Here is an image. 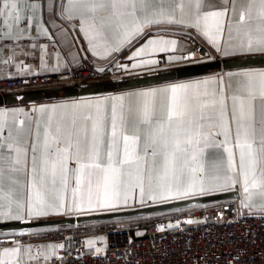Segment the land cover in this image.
<instances>
[{"label":"snow or ice","instance_id":"1","mask_svg":"<svg viewBox=\"0 0 264 264\" xmlns=\"http://www.w3.org/2000/svg\"><path fill=\"white\" fill-rule=\"evenodd\" d=\"M43 9L42 0H0L4 64L31 71L20 57L38 50L39 69L59 71L63 49L79 37L101 59L126 51L129 63H115L125 72L187 63L197 52L172 36L190 30L223 57L264 54V0H54L47 17ZM51 24L64 41L59 50ZM72 32L78 37L69 40ZM233 191L240 194L238 214L264 218V68L27 110L0 108V224L30 226L0 231L12 237L0 239V264H56L64 243L21 239L41 235L31 230L36 221ZM97 239L106 243L98 237L84 244L91 249Z\"/></svg>","mask_w":264,"mask_h":264},{"label":"built area","instance_id":"2","mask_svg":"<svg viewBox=\"0 0 264 264\" xmlns=\"http://www.w3.org/2000/svg\"><path fill=\"white\" fill-rule=\"evenodd\" d=\"M188 41L197 52L192 63L217 59L195 31ZM116 62L82 65L58 74L0 78V96L125 77L126 72L117 69ZM166 65L160 63L161 67ZM100 67L106 71L98 72ZM238 208L237 200H229L121 224L65 227L59 238L70 243L60 254L65 256L64 264H264V218L260 214L240 215ZM189 219L199 223L188 224L185 221ZM169 223L178 227L167 228ZM160 225L165 226L163 232L157 230ZM92 231L105 232L102 255L89 252L84 244Z\"/></svg>","mask_w":264,"mask_h":264},{"label":"water","instance_id":"3","mask_svg":"<svg viewBox=\"0 0 264 264\" xmlns=\"http://www.w3.org/2000/svg\"><path fill=\"white\" fill-rule=\"evenodd\" d=\"M258 67H264V56L242 57L224 60L217 58L214 60L192 63L177 68L163 69L146 74L125 76L122 78L103 80L94 83L36 89L24 92H13L0 96V106L19 105L26 103L34 104L45 101H54L58 99L91 98L95 96L113 94L116 92L204 77L214 73L237 71L243 68ZM239 199L240 194L233 191L222 194H215L208 197H196L163 205H151L117 212L47 219L46 221L41 220L33 222V224L31 225V230L134 219L161 213H169L173 211L201 207L212 203ZM29 227V225L18 221L8 222L0 224V231L4 233H13L28 229Z\"/></svg>","mask_w":264,"mask_h":264},{"label":"crops","instance_id":"4","mask_svg":"<svg viewBox=\"0 0 264 264\" xmlns=\"http://www.w3.org/2000/svg\"><path fill=\"white\" fill-rule=\"evenodd\" d=\"M42 2L44 3L43 11H44L45 16L47 17L48 11H49L48 4L54 2V0H42ZM57 23H59V21H57ZM65 27H67V25H65ZM50 31L54 32L56 38L59 39V41H60L59 45L57 46V50H59V48L63 46L64 41H63V39H61V33L57 30L56 24L50 25ZM190 31H194V30H190ZM164 34L169 35V36L172 35L171 32H167ZM77 37H78V33L72 32L69 35L68 39L71 40V39L77 38ZM172 38H176L180 42V44L184 45L189 51L192 50V46L188 42V36L175 35V36H172ZM204 41L206 42V40H204ZM40 42L49 43L46 39H43ZM86 49H87V44L83 40L82 37H79L76 39V43L73 47H71V49H68L65 47L63 49V53H62L63 58L61 60V67H60L59 71H45V70L39 69V67H38V65H39L38 50H37V56H35V57H33V56L20 57V59L24 60L25 64L31 65V71H25V72L17 71L14 64H4L3 60L6 58V54H0V78L29 77V76H33V75H39V74H58V73L66 72V71L71 70V69L78 68L79 66H82V65H103V64H106V63L111 62V61H117L119 63H129V61L127 60L128 53L126 51L124 53H115V54H113L112 57H109L106 59H101L98 56H93L92 53L88 52ZM212 51L216 55H218L214 51V49H212ZM253 56H264V54L256 53V54H249L247 56H235V57H223V56L218 55V58L221 60H224V59H235V58L253 57ZM73 57H75L76 59L73 60ZM47 62L49 64L50 68L56 64L55 55H54V52L52 50L51 44L49 47V56L47 57ZM189 64H192V63L187 62V63H180V64H172V65L167 64L165 67H161L159 64V66L156 68L131 69L130 71H128L126 73H127V76H133V75H140V74L155 72V71H159V70H163V69L177 68V67H181V66H185V65H189ZM259 68H264V67H258L257 69H259ZM214 74H219V73H214ZM211 75H213V74H211ZM207 76H210V75H207ZM204 77H206V76H204ZM200 78H203V77L193 78V79H200ZM188 80H192V79H188ZM156 86H158V85H156ZM128 91H130V90H128ZM122 92H125V91H122ZM117 93H121V92H116L113 94H117ZM71 100H76V99H58V100H54V101H45V102H39V103H34V104L26 103V104H19V105H6V106H0V108H4V109L23 108V109L27 110V109H30L32 107H36V106H40V105H51V104H56L59 102L71 101ZM222 193H227V192H222ZM222 193H217V194H222ZM173 202H175V201H173ZM237 202L239 203L240 199L237 200ZM149 206H151V205H149ZM123 210H129V209H123ZM120 211H122V210H120ZM242 212L245 214H248L247 210H242ZM103 213H109V212H103ZM103 213L97 212V213H88L85 215H95V214H103ZM161 214H165V213H161ZM161 214H156V215H161ZM257 214H259V213H257ZM74 216H76V215H74ZM74 216L72 215V216H68V217H74ZM81 216H84V215H81ZM152 216H155V215H152ZM152 216H146V217H140V218H134V219H124V220H117V221H110V222H101L99 224L106 225V224H110V223H116L119 221L130 222L133 220L144 219V218H148V217H152ZM61 218H67V217H61ZM8 222H16V221H8ZM8 222H6V223H8ZM94 224H97V223H90L89 225H94ZM97 233H100V232L99 231H94L93 233L91 232L90 234H88L86 236V240L89 238H93L95 236H98ZM104 235H105V233H104ZM105 238H106V235H105ZM98 247H99L98 242H96V244L93 248H91V249L89 248V252H91L93 254L100 255L99 253H97L95 251V248H98ZM105 249H106V243H105L104 250ZM61 251H63V250H61ZM61 251L59 252L60 258L62 257L60 254ZM103 252H105V251H103ZM64 263H65V259H63V263L61 262V264H64Z\"/></svg>","mask_w":264,"mask_h":264},{"label":"rangeland","instance_id":"5","mask_svg":"<svg viewBox=\"0 0 264 264\" xmlns=\"http://www.w3.org/2000/svg\"><path fill=\"white\" fill-rule=\"evenodd\" d=\"M204 41V40H203ZM189 42V41H188ZM205 42V41H204ZM206 43V42H205ZM190 44V43H189ZM209 46V45H208ZM209 48L211 49V47L209 46ZM193 49V47H192ZM192 51V50H191ZM212 51V49H211ZM213 52V51H212ZM213 54L216 56V58H218V55H216L214 52ZM190 63H192V61H189ZM194 63V62H193ZM126 76H127V73H126ZM146 206H149V205H146ZM139 206L135 207V208H138ZM135 208H131V209H135ZM123 210V209H122ZM94 213H97V212H94ZM99 213H103V212H99ZM72 216V215H71ZM74 216V215H73ZM64 217H68V216H64ZM54 218H61V217H58V216H53V217H49L47 219H54ZM125 221H119V222H116V223H124ZM92 226V225H90ZM65 230V227H56V228H45V229H39V230H34V231H39L41 233V235L39 237H33V238H29L27 236L25 237H22L21 239H23L25 242L27 243H33V244H44V243H64L65 244V249H61V250H66L69 246V243H70V240L65 238V239H61L59 238L60 237V233L63 232ZM92 230V229H91ZM94 231H92L93 233ZM100 233H97L98 236H95L93 238H98V237H104L105 238V235H104V231H99ZM7 234V233H6ZM8 239H12L11 236H6ZM105 241H106V238H105ZM97 242H98V248H101L102 251L99 253L100 255L104 254L103 251L104 250V247H105V242L104 241H101L99 239H97ZM59 250V252L61 251ZM61 258L65 259V256H62ZM61 258L59 257V253L57 255V257H54L53 259L56 261V264H61V262L63 263V259L61 261Z\"/></svg>","mask_w":264,"mask_h":264},{"label":"trees","instance_id":"6","mask_svg":"<svg viewBox=\"0 0 264 264\" xmlns=\"http://www.w3.org/2000/svg\"><path fill=\"white\" fill-rule=\"evenodd\" d=\"M97 224H99V223H97ZM103 224V223H102Z\"/></svg>","mask_w":264,"mask_h":264}]
</instances>
